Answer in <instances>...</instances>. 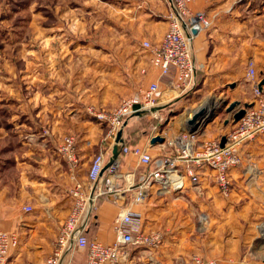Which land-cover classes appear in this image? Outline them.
Wrapping results in <instances>:
<instances>
[{
  "label": "crops",
  "instance_id": "0c3cea01",
  "mask_svg": "<svg viewBox=\"0 0 264 264\" xmlns=\"http://www.w3.org/2000/svg\"><path fill=\"white\" fill-rule=\"evenodd\" d=\"M73 7L76 17L74 19L78 20L77 25L83 28L82 31L90 28L92 23L93 26L97 23L103 24L99 20L104 17L103 26L112 33L111 38L104 41L99 40L95 44H92L93 41L89 42L90 48L121 49L116 55L112 50L92 52L97 58L95 62L108 59L110 61L104 63L112 65V60L117 61L116 64L124 67L128 79L137 81V86L158 82L156 98L159 106L179 99L175 104H171V107L168 106L167 110L164 107L159 109V112L166 111V114L176 107L178 110H175L177 113L174 112L171 117L164 116L161 120L164 123L161 122L163 127L159 133L165 137L164 142L152 144L149 134L141 137L137 143L145 147L153 157L168 154V141L187 130L188 121L192 116L190 118L189 112L180 109L184 100L188 99L191 104L202 100L203 103L210 102L215 106L224 99H227L228 103L233 100H238L241 104L253 103L252 81L247 77V68L248 65L254 68L256 78L264 77V0L192 1L191 9L204 12L209 25L194 34L191 54L197 65L196 73H199V78L196 80L195 74V83L183 92L184 97L173 87L172 75L162 76L160 69L150 63V52L141 46L142 41H148L152 45L161 41L167 27V13L172 7L170 0H74ZM82 17L84 24H81ZM85 17L89 18L88 24ZM205 105L212 107L208 103ZM226 113L223 124L227 118L230 123L215 128L213 134H216V137L223 135L234 124L231 121V113ZM72 120L74 121L75 117ZM87 122L88 129H84L81 122L76 133L81 159L79 175L82 180H85L93 156L98 151H104L107 163L115 143L105 138L104 134L101 137L95 135L97 132H94V129L105 132V127L102 129L99 125L101 123ZM206 126L207 124L197 134L207 135ZM125 130L123 128V135ZM202 139L204 138L200 140ZM42 144L44 146L45 141ZM37 149H27V154L32 155H26L27 161L24 168L18 172L15 190L7 193L8 189L0 186V229L13 231L18 237L17 244L7 253L6 264H44L52 250L58 225L72 204L67 165L56 155L54 149L48 146ZM241 155L243 165L230 171L231 179L235 178V187L228 195L231 196L228 206L234 212L231 219L227 220L223 214L218 217L205 215L203 218L205 223L217 221L220 224H231V237L227 239L232 242L231 252H225L224 248L219 249L226 239L220 241V237H210L209 234L212 233H207L206 230L196 238L189 237L191 230L185 224L184 235L177 233L173 226L185 220L189 224V219L175 218L170 206L167 209L160 206L165 196L186 195L191 198L197 192L200 198L207 197L205 205L206 208L210 207L213 203L208 197L215 195L209 194H215L216 191L206 182H212L214 178L212 171L203 167L199 169V185L190 186L186 183L182 190L170 194L152 189L143 203L130 205L131 210L139 213V228L144 231L160 230L162 242L155 249L127 245L121 248L119 262L196 264L191 257L197 255L204 260H215L216 264H264V247L258 246L264 243V237H261L264 232L263 235L257 233L258 226L264 223V132L244 144ZM136 167L134 155L123 156L119 165L121 178L113 185L112 190L105 189L93 213L97 225L88 232L91 239L105 243L114 241V222L119 219L121 209L130 204L133 194V189L125 185L122 176ZM97 186H102L100 181ZM184 203L188 209H192V202L186 200ZM25 206H29L30 210H24ZM215 206L221 213L226 207L219 201ZM163 212L168 213L167 221L164 220L166 217H162ZM85 261L84 250L70 248L62 255L60 264H85Z\"/></svg>",
  "mask_w": 264,
  "mask_h": 264
},
{
  "label": "rangeland",
  "instance_id": "374dc122",
  "mask_svg": "<svg viewBox=\"0 0 264 264\" xmlns=\"http://www.w3.org/2000/svg\"><path fill=\"white\" fill-rule=\"evenodd\" d=\"M13 1L0 0V186L8 189L7 193L15 190L18 172L24 168L27 161L26 155H32L27 154L29 148L36 150L39 147L48 146L54 149L56 155L65 163L56 150L63 137L72 134L77 139L76 133L81 122L84 129H88L87 121L93 124L100 123L89 114L87 106L109 109L139 87L135 79L133 81L128 79L124 67L121 68L119 64H116L117 61L112 60V65L104 63L109 62L108 59L102 62L94 61L97 58L92 52L112 50L116 55L121 50L88 46L89 42L93 41L92 44H95L99 40L111 38L112 33L103 26L104 17L99 20L103 24L97 23L93 26L94 23H92L91 29L86 26L87 29L82 31L83 28L77 25L78 20L74 19V0ZM85 18L88 24L89 18ZM84 23L82 17L81 24ZM180 95L184 97L185 94ZM175 102L170 100L168 106L171 107L170 105ZM203 102L199 100L191 104V101L187 99L181 102L184 105L178 108L181 107L180 109L189 112L190 117L194 112L205 108L200 117L202 120L209 112L217 111L215 104L206 102L212 106L209 108ZM168 106L164 109L169 108ZM175 110L167 114L166 111H160L159 116L169 118L168 116L171 117ZM215 113L214 117L206 122L207 135H198L196 132V139L216 137L217 135L213 134L216 131L214 129L230 123L229 121L223 124V118L227 115L224 109L216 115ZM149 117L152 116L149 115ZM127 120L125 129L135 121V118ZM156 121L148 124L147 136L152 130L159 132L163 127L161 119ZM99 125L106 130L104 123ZM201 127L200 123L198 128ZM201 129L198 130L199 133ZM95 131L97 132L95 135L99 137L105 135L104 130L94 129ZM241 165L243 162L234 170L239 169ZM78 177L80 178V175ZM234 179H231V190L235 187ZM206 184L214 187L217 193L209 194L215 196L208 197L213 203L207 207L208 209L205 205L207 197L202 199L197 192L191 198L186 195L165 196L160 206L164 209L170 206L172 216L175 218L189 219L191 225L187 220L185 222L180 220L183 222L176 224L172 222L173 225L175 224L172 226L178 231L177 233L184 235L185 224L191 230L189 237L196 238L206 230L207 233H212L209 234L210 237L213 235L216 238L220 237V241L226 239L219 249L224 248L225 252H231L232 242L227 240L231 237V224H220L217 221L205 223L203 219L205 215L218 217L222 214L227 220L231 219L234 214L228 206L231 196H223L216 188L214 181L206 182ZM186 200L192 202L191 210L185 206ZM217 201L223 202L226 206L222 209V213L215 206ZM212 205L214 207H211ZM167 215L168 213H162L166 221ZM59 227L60 224L57 232ZM262 232H264V223L260 224L257 230L258 234ZM258 246L264 247V243Z\"/></svg>",
  "mask_w": 264,
  "mask_h": 264
},
{
  "label": "built area",
  "instance_id": "2783aa9c",
  "mask_svg": "<svg viewBox=\"0 0 264 264\" xmlns=\"http://www.w3.org/2000/svg\"><path fill=\"white\" fill-rule=\"evenodd\" d=\"M170 1L172 7L167 13V27L161 41L157 45L148 41H142L141 44L150 52V63L160 69L162 76L171 74L173 87L182 94L195 83L197 65L191 54L194 34L208 26L209 20L204 12L191 9L193 0ZM247 77L252 81L253 103L245 107L241 118L223 134V145L220 144L222 135L198 140L196 133L184 131L168 141V154L153 157L145 147H129L122 143L119 144L116 158L103 171L105 154L104 151H98L91 159L85 180H82L78 177L81 159L76 136H64L56 150L67 165L72 204L60 224L52 250L44 264H60L62 255L70 248L86 251L85 264H121V248L127 245L147 249L159 247L162 232L140 229L137 225L139 213L131 210L130 205L143 203L152 189L170 194L182 190L186 183L197 185L200 182V168H209L219 192L228 196L231 191L230 171L241 164L242 147L264 132V94L262 88H258L260 79L256 78L251 65H248ZM158 88V82L153 81L147 86H139L109 109L87 106V110L97 121L105 124V138L114 141L117 131L136 111L142 112L138 116L148 114L162 120L159 116L160 108L156 109L159 106L156 98ZM135 104L139 105L136 109L133 107ZM156 134L161 133L152 130L150 137ZM127 154L134 155L137 167L142 169L137 173L136 167L122 176L125 185L133 189V194L130 204L121 209L119 219L114 222L115 239L112 243L89 240L86 230L97 208L98 199L105 189L112 190L113 185L121 178L119 165L122 157ZM99 181L103 187L97 186ZM24 210L29 211L30 207L25 206ZM17 241L15 232L0 229V264H6L7 253ZM191 259L196 264H216L215 260H204L197 255H192Z\"/></svg>",
  "mask_w": 264,
  "mask_h": 264
},
{
  "label": "water",
  "instance_id": "95a60500",
  "mask_svg": "<svg viewBox=\"0 0 264 264\" xmlns=\"http://www.w3.org/2000/svg\"><path fill=\"white\" fill-rule=\"evenodd\" d=\"M264 85V77L260 79V81L258 82V88L261 89L262 86ZM251 104L249 103H240V101L238 100H233V101H230L228 103L227 99H224V100H221L220 103L217 105V111H211V113L209 112L207 114V117H205L204 119L201 120V122H199L200 120V117L201 115L203 114V109H200L196 112L193 113L192 115V118L188 121L189 123V126L187 128V130H185L186 132L188 133H196L198 132V130H200L208 120L212 119L214 117V113H218L220 112L223 108L225 110V112H230L231 113V121L233 123L237 122L241 116L243 115L244 111H245V107L247 106H250ZM135 109L139 107L138 104H135L133 106ZM161 108V106H157L156 109H159ZM142 112L140 111H136L133 113V116H138L140 115ZM215 113V115H216ZM199 122V123H198ZM225 123L228 122V119H226L224 121ZM127 121L124 122L123 124V127L120 128L117 133H116V136H115V139H114V145H113V148H112V156L110 157V159L107 161V163H105V165L103 166L102 168V171L110 164L113 162V160L116 158V156L118 155L119 153V148H120V145L119 144H122L123 143V137H122V133H123V128L124 126L126 125ZM201 123V128H198V126L200 125ZM165 140V137L161 134H156L154 136H152L150 138V142L152 144H155V143H162L164 142ZM224 141H225V136L222 135L220 137V144L223 145L224 144ZM101 171V172H102Z\"/></svg>",
  "mask_w": 264,
  "mask_h": 264
},
{
  "label": "trees",
  "instance_id": "16d2710c",
  "mask_svg": "<svg viewBox=\"0 0 264 264\" xmlns=\"http://www.w3.org/2000/svg\"><path fill=\"white\" fill-rule=\"evenodd\" d=\"M10 2H14L13 0H9ZM199 78V73L197 72L196 73V80H198ZM262 91H263V94H264V85L262 87ZM178 101V100H177ZM176 101V102H177ZM169 103H166L165 105H162V107H166L168 106ZM130 118H135V121H133L131 123V125L125 130L124 132V135L122 133V137H123V143L129 147L131 146H134V145H137L139 139L141 137H143L144 135L147 134V126L150 122H154V120L156 121L155 118L153 117H149L148 114H144V115H141V116H131L129 117L128 119ZM128 121V120H127ZM157 122V121H156ZM127 125V123H126ZM125 125V126H126ZM125 156V155H124ZM123 158V157H122ZM152 163H150L151 165ZM142 169V167H137L136 168V172L138 173L139 170ZM100 202V199H98V203ZM93 217V216H92ZM97 225V222L94 220V218H91L90 219V222H89V226H88V231L86 230V235L88 237V239L90 240L91 238L89 237V230L91 229H94V227H96ZM85 251V250H84ZM86 252V251H85Z\"/></svg>",
  "mask_w": 264,
  "mask_h": 264
},
{
  "label": "bare ground",
  "instance_id": "6f19581e",
  "mask_svg": "<svg viewBox=\"0 0 264 264\" xmlns=\"http://www.w3.org/2000/svg\"><path fill=\"white\" fill-rule=\"evenodd\" d=\"M191 118V117H190Z\"/></svg>",
  "mask_w": 264,
  "mask_h": 264
}]
</instances>
